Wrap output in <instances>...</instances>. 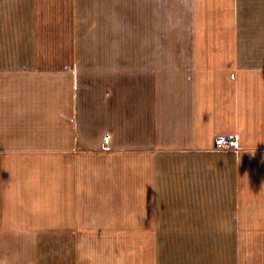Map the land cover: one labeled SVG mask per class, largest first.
<instances>
[{
    "label": "crops",
    "instance_id": "1",
    "mask_svg": "<svg viewBox=\"0 0 264 264\" xmlns=\"http://www.w3.org/2000/svg\"><path fill=\"white\" fill-rule=\"evenodd\" d=\"M0 264H264V0H0Z\"/></svg>",
    "mask_w": 264,
    "mask_h": 264
},
{
    "label": "built area",
    "instance_id": "2",
    "mask_svg": "<svg viewBox=\"0 0 264 264\" xmlns=\"http://www.w3.org/2000/svg\"><path fill=\"white\" fill-rule=\"evenodd\" d=\"M227 144H228V141H226L224 138H220L217 140L215 147L217 149H224Z\"/></svg>",
    "mask_w": 264,
    "mask_h": 264
},
{
    "label": "rangeland",
    "instance_id": "3",
    "mask_svg": "<svg viewBox=\"0 0 264 264\" xmlns=\"http://www.w3.org/2000/svg\"><path fill=\"white\" fill-rule=\"evenodd\" d=\"M220 138H224L226 141H228V144L226 145V147H225L224 149H227V148L232 144V142H231L227 137L222 136V137H218V138L216 139V141H215V146H216V142H217V140L220 139ZM215 148H216V147H215Z\"/></svg>",
    "mask_w": 264,
    "mask_h": 264
}]
</instances>
